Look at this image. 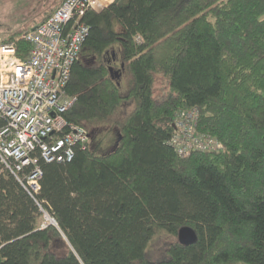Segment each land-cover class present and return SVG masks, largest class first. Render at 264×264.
<instances>
[{
	"label": "trees",
	"instance_id": "obj_1",
	"mask_svg": "<svg viewBox=\"0 0 264 264\" xmlns=\"http://www.w3.org/2000/svg\"><path fill=\"white\" fill-rule=\"evenodd\" d=\"M82 20L65 118L89 140L42 164L37 195L0 174V264H264V0H114ZM194 108L222 150L169 144Z\"/></svg>",
	"mask_w": 264,
	"mask_h": 264
},
{
	"label": "built area",
	"instance_id": "obj_2",
	"mask_svg": "<svg viewBox=\"0 0 264 264\" xmlns=\"http://www.w3.org/2000/svg\"><path fill=\"white\" fill-rule=\"evenodd\" d=\"M101 0H61L49 16L18 39L30 46L18 56L14 41L0 40V174H11L31 194L40 192L42 164L69 162L87 131L67 121L76 98L66 93L71 69L89 27L86 12L102 10ZM196 108L177 114L169 144L180 156L190 151H220L223 145L196 130ZM40 227L56 225L42 208Z\"/></svg>",
	"mask_w": 264,
	"mask_h": 264
},
{
	"label": "rangeland",
	"instance_id": "obj_3",
	"mask_svg": "<svg viewBox=\"0 0 264 264\" xmlns=\"http://www.w3.org/2000/svg\"><path fill=\"white\" fill-rule=\"evenodd\" d=\"M61 0H0V40L11 36H18L19 31L32 29L42 18L56 7ZM117 52V47L112 48ZM118 53V52H117ZM113 64L120 66L119 53L115 56ZM130 75L125 68L119 80V92L125 95L128 90ZM166 84L158 81L154 88V97L161 98V94L166 91ZM45 221L42 215L40 223Z\"/></svg>",
	"mask_w": 264,
	"mask_h": 264
},
{
	"label": "water",
	"instance_id": "obj_4",
	"mask_svg": "<svg viewBox=\"0 0 264 264\" xmlns=\"http://www.w3.org/2000/svg\"><path fill=\"white\" fill-rule=\"evenodd\" d=\"M123 67V65H121ZM109 72L111 76H115L116 79L119 78V75H121V70H114L112 67H109ZM178 239L183 244H188L194 241L195 234L194 232L189 228H183L179 231Z\"/></svg>",
	"mask_w": 264,
	"mask_h": 264
},
{
	"label": "crops",
	"instance_id": "obj_5",
	"mask_svg": "<svg viewBox=\"0 0 264 264\" xmlns=\"http://www.w3.org/2000/svg\"><path fill=\"white\" fill-rule=\"evenodd\" d=\"M112 1L114 0H101V4H102V7H106L107 5H109Z\"/></svg>",
	"mask_w": 264,
	"mask_h": 264
},
{
	"label": "flooded vegetation",
	"instance_id": "obj_6",
	"mask_svg": "<svg viewBox=\"0 0 264 264\" xmlns=\"http://www.w3.org/2000/svg\"><path fill=\"white\" fill-rule=\"evenodd\" d=\"M118 68H116V70H117Z\"/></svg>",
	"mask_w": 264,
	"mask_h": 264
}]
</instances>
